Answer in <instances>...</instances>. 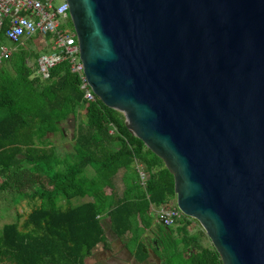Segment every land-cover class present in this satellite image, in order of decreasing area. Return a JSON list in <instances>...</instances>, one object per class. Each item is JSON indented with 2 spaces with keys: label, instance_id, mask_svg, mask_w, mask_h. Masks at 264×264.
<instances>
[{
  "label": "water",
  "instance_id": "1",
  "mask_svg": "<svg viewBox=\"0 0 264 264\" xmlns=\"http://www.w3.org/2000/svg\"><path fill=\"white\" fill-rule=\"evenodd\" d=\"M64 1L88 85L176 207L222 264H264V0Z\"/></svg>",
  "mask_w": 264,
  "mask_h": 264
},
{
  "label": "trees",
  "instance_id": "2",
  "mask_svg": "<svg viewBox=\"0 0 264 264\" xmlns=\"http://www.w3.org/2000/svg\"><path fill=\"white\" fill-rule=\"evenodd\" d=\"M66 27L72 30L70 20ZM14 46L0 62V195L37 205L23 221L17 214L1 227L0 264H86L95 248L112 249L105 221L113 238L142 263L147 258L142 235L154 225L152 208L175 199L173 176L128 131L122 113L97 98L83 99L68 61L42 79L37 60L46 50L35 39ZM69 121L71 150L61 153L50 136L64 138ZM61 196L90 200L63 209L56 203ZM187 219L182 215L166 227L177 235L173 238L157 225L161 241L151 246L155 256L164 264H222L214 248L202 244L203 231H188Z\"/></svg>",
  "mask_w": 264,
  "mask_h": 264
},
{
  "label": "built area",
  "instance_id": "3",
  "mask_svg": "<svg viewBox=\"0 0 264 264\" xmlns=\"http://www.w3.org/2000/svg\"><path fill=\"white\" fill-rule=\"evenodd\" d=\"M69 20L68 6L64 0L59 4L54 0H0V29L6 27L3 33L5 44H0V62L11 55L14 45L35 39L47 52L37 60L40 77L48 79L49 69L66 60L71 72L80 80L83 99L94 101L96 96L84 76L75 35L73 30L66 27ZM140 177L145 178L143 173H140ZM152 211L155 212V221L165 227L174 226L183 215L177 207L170 205L152 208Z\"/></svg>",
  "mask_w": 264,
  "mask_h": 264
},
{
  "label": "rangeland",
  "instance_id": "4",
  "mask_svg": "<svg viewBox=\"0 0 264 264\" xmlns=\"http://www.w3.org/2000/svg\"><path fill=\"white\" fill-rule=\"evenodd\" d=\"M56 4H59L62 0H54ZM7 44V43H6ZM47 53V52H45ZM33 64V60L29 61V65ZM79 117L81 120H85L84 118V112L79 113ZM70 123V121H69ZM65 125V136L64 138H60L59 135L50 136V140L52 144H54L55 147L61 152L64 153L65 151L71 150V143H70V124ZM116 186L120 190L123 188V183L120 181L119 177L116 179ZM85 199H79V198H71L66 199L65 197H59L56 200V203L61 208L65 209L71 206H75L81 202H84ZM176 198L172 200L171 202L167 203L168 205L166 207L172 206L175 203ZM37 205V202H26L23 201L21 203H16L13 201L12 197L0 195V229L4 224L15 222L17 214H20L21 219L20 221H23L27 213L30 212V210ZM151 214L154 217V225L151 229H148L145 231V233L142 235V240L145 244V247H149V241L154 236H156V227L157 225H161L160 223H157L155 221V212L151 211ZM187 225H188V231L190 233H196L200 230L203 231L202 227L199 225V223L191 218L187 219ZM104 232L106 237L108 236V241H111L112 249H110L109 252L103 251L101 247H97L93 250V254L91 258L87 259V264H135L133 261V256L123 248V245L121 242L116 241L113 238V235L109 231L107 227V222L103 224ZM204 232V231H203ZM173 237H177V235L172 234ZM202 244L204 246H209L210 241L209 239L202 234ZM144 264H151L149 263V260L147 259ZM153 264V263H152Z\"/></svg>",
  "mask_w": 264,
  "mask_h": 264
},
{
  "label": "flooded vegetation",
  "instance_id": "5",
  "mask_svg": "<svg viewBox=\"0 0 264 264\" xmlns=\"http://www.w3.org/2000/svg\"><path fill=\"white\" fill-rule=\"evenodd\" d=\"M162 229H163V235L164 236H170L171 238H173V236H172V234H170V232H169V230L166 228V227H164V226H162ZM161 240H160V237L159 236H153L151 239H150V241H149V247L148 248H144L143 247V249L145 250V254H147V258L142 262V263H139V262H137L135 259H133V261H134V263L135 264H144L145 263V261L148 259L149 260V263H153V264H164V262L163 261H161V260H159L156 256H155V254H154V252L152 251V249H151V246H154V247H157V244H158V242H160ZM111 248H112V246H111Z\"/></svg>",
  "mask_w": 264,
  "mask_h": 264
},
{
  "label": "crops",
  "instance_id": "6",
  "mask_svg": "<svg viewBox=\"0 0 264 264\" xmlns=\"http://www.w3.org/2000/svg\"><path fill=\"white\" fill-rule=\"evenodd\" d=\"M69 127H70V136H71V132H72V130H73V127H72L71 123H70V126H69ZM64 135H65V132H64ZM70 143H71V141H70ZM122 190H123V188H122ZM122 190L119 191V189H118V192L121 193ZM84 199H85L84 202L90 200V199H88V198H84ZM86 264H87V263H86Z\"/></svg>",
  "mask_w": 264,
  "mask_h": 264
}]
</instances>
